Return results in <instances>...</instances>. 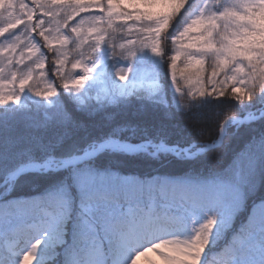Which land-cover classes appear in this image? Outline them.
<instances>
[{
  "label": "trees",
  "instance_id": "trees-1",
  "mask_svg": "<svg viewBox=\"0 0 264 264\" xmlns=\"http://www.w3.org/2000/svg\"><path fill=\"white\" fill-rule=\"evenodd\" d=\"M203 3L204 0H189L163 34L164 59L154 58L159 71V91L150 95L144 89H137L130 96L118 97L115 103L103 91L107 88L111 92L115 67L111 64L103 66L79 94L65 91L52 80L54 52H48L38 33L34 34L36 39L32 40L40 46V55L45 59L44 81H53L58 95L49 104L26 90L20 107L0 108V184L23 165L78 155L109 138L132 144L163 142L179 148L196 144L198 148L217 139L220 126L228 115L243 117L261 109L264 92L254 94L252 101L243 104L227 96H206L191 102L190 110L183 108L181 97L170 78L168 56L173 52V40L198 14ZM29 14L32 17L34 12ZM35 24L36 21L32 20V27ZM25 60H28L27 55ZM205 69L207 80L211 72V61L207 59ZM101 73L104 74L103 81L98 83L95 77ZM35 75L39 81V73ZM39 83L42 89L44 83ZM144 86L149 87L150 82L145 81ZM84 164L98 173L108 174L109 178L104 183L114 186L107 190L97 186L96 194L99 195L91 192H84V195L78 189L72 191L71 222L65 232L67 250L75 253L79 260L83 259L86 246L80 224L86 219L98 227L94 216L100 207L114 208L118 203L131 206L136 211L139 205L147 202H151L153 207L163 203L180 211L206 216L209 220L222 219L224 195L233 191L241 200L240 209L231 227L220 236L216 234L219 228L213 225L216 236L213 245L206 247V264H236L250 259L244 254L245 243L257 234V224L253 222L250 226L251 215L247 208L264 199V115L239 128L230 125L219 147L194 159L174 157L169 153L151 157L147 154L130 156L105 152ZM71 175L66 169L23 175L12 183L7 197L4 194L6 188L0 189V204L42 197L65 181L71 183ZM94 187L96 185L88 190ZM209 190L217 195L207 197L205 193ZM110 219L106 233L98 235L104 249L110 246L106 237L130 223L128 216L118 212L113 213ZM172 219L182 224L177 214ZM30 221V218H21L20 234L3 236L7 241L16 239L18 251L31 250V241L26 235L28 231L24 227ZM216 242L222 245L215 246ZM41 248L45 254L39 264H62L63 248L57 249L55 255L46 246ZM225 249L229 251L225 252ZM2 253L0 246V264H4Z\"/></svg>",
  "mask_w": 264,
  "mask_h": 264
},
{
  "label": "snow or ice",
  "instance_id": "snow-or-ice-1",
  "mask_svg": "<svg viewBox=\"0 0 264 264\" xmlns=\"http://www.w3.org/2000/svg\"><path fill=\"white\" fill-rule=\"evenodd\" d=\"M34 3L39 15L50 23L40 19L35 27L29 25L28 37L17 36L6 46H0V108L10 105L20 107L26 90L49 104L58 95L54 82L44 81L45 72L42 70L45 68V59L40 55V46L32 40V34L36 33L48 52H55L54 64L60 69L56 79L65 91L79 94L93 80L94 68L89 66L88 61L106 44L111 50V57L123 61L124 66L115 69L113 87L111 92L107 88L103 90L105 96L115 103L118 97L130 96L137 89H144L150 95L157 93L160 89L158 69L138 72L135 63L146 51L154 58L164 59L162 36L189 0H34ZM29 19L35 20L36 16ZM74 20L78 23L70 28L71 36L65 35L63 30ZM7 31L0 32V36ZM117 31H123L128 37L125 42L115 41L112 34ZM25 40L27 59L34 65L26 70L19 67L25 60V47L22 48ZM73 55L78 59L71 63L69 71L66 65ZM206 59L211 61L207 80ZM76 70H79L80 75L73 74L77 73ZM168 71L185 110H190L191 102L206 96H227L240 104L252 101L254 94L264 92V0H204L198 14L186 23L173 40V52L168 56ZM37 72L39 81L35 75ZM103 75L101 73L95 77L98 83L103 81ZM148 77L152 79L148 80ZM145 80L150 82L147 88L144 86ZM39 82L44 83L42 89ZM77 99L80 103L84 102L79 95ZM233 116L228 115L223 122L221 137L225 124ZM144 147L109 138L82 155L59 160L49 158L43 163L31 164L29 167L34 169L70 170L72 175L71 183L65 181L42 197L0 204V238L6 234L19 235L21 218H30L32 221L26 233L28 239L33 241L31 250L23 254L20 264H34L42 245L53 255L57 249L63 248L65 256L62 264H81L75 253L67 250L65 228L71 222V194L73 189L84 193L109 178L108 174L98 173L84 162L105 150L136 153ZM205 195L212 198L217 194L209 190ZM240 206L238 195H224L222 219L209 220L201 229L205 243L208 242V233L204 229H211L215 225L219 228L217 236L225 233L231 227ZM258 208L256 216L264 229V203ZM252 223L253 218L250 217V226ZM141 257H130V264H138ZM156 257L160 262L161 258Z\"/></svg>",
  "mask_w": 264,
  "mask_h": 264
},
{
  "label": "rangeland",
  "instance_id": "rangeland-1",
  "mask_svg": "<svg viewBox=\"0 0 264 264\" xmlns=\"http://www.w3.org/2000/svg\"><path fill=\"white\" fill-rule=\"evenodd\" d=\"M30 12L36 13V23H38L40 19L46 20L45 17L39 15V9L36 8L34 0H0V32H3L5 29L8 30L3 36H0V46H6L7 42H11L17 36L24 38L29 36L27 29L29 25L32 26V20L29 19ZM61 19H63V16H61ZM78 19L79 18H77V20ZM46 23H50V21L46 20ZM69 23L68 28H65L63 31L65 35L71 36L70 28L78 23V21L74 20ZM112 35L117 43L125 42L128 38L123 31H117ZM33 38L36 39L34 34H32V39ZM22 48H24V52L27 50L26 40ZM25 55H27V53H25ZM53 55L55 60V52ZM18 57L19 49L16 54L17 59ZM34 59L35 57H33V60ZM77 59L78 57L75 55L70 57L69 63L66 65L69 71H71V63L75 62ZM154 61V57L146 51L137 58L135 67L138 72H143L145 70L152 71L157 69ZM88 63L89 66L94 68L92 76L100 72L101 68L106 64H111L115 68L124 66L123 61L111 57V50L106 44L102 45L100 49L93 54V59L88 61ZM97 64L99 67H95ZM30 66L34 67L29 60H24V62L19 65V67L25 68V70ZM53 70L52 80L60 84V81L56 79V74L60 69L58 67L56 68L54 61ZM76 71L77 73L73 74L80 75L78 72L79 70ZM135 78L134 76L133 79ZM150 79H152V77H148V80ZM199 148L200 147L195 148V150ZM148 153L154 154L155 150L150 149ZM173 156L178 157V155ZM95 185L96 187L85 192L99 195L96 194L98 190L97 186H100L103 190H107L108 188L111 189L114 186L112 184L106 185L104 182ZM2 187L4 188L5 186ZM10 191L11 190H8V188L4 190L5 197L10 194ZM233 193L238 195L235 191H233ZM83 194L85 195V193ZM261 203H264V199L257 201L253 205H249L247 208V211L249 210L253 218V222L257 224V234L245 243L246 247L244 254L245 256H249L250 259L236 264H264V229H262L259 219L256 216L259 212L258 205ZM94 204H98V202H94ZM106 207L107 206L100 207V210L95 212L94 217L96 219H94V221L99 223L98 227L96 224L88 222L86 219H83L84 223L81 222L80 224L85 240L87 239L85 261L81 264H130V257L136 256H142L138 264H197L198 261L199 264L207 263L206 259L208 252L206 251V247L208 245H213L216 236L213 227L211 229L205 228L204 232L208 233V242L205 243L201 229L209 222L208 217L195 215L190 211L178 213L176 209L167 205H159L160 211L158 213L152 212L149 204L140 205L138 213L136 214H134L131 207L121 204H117L114 208H110L109 206ZM116 212L131 216L132 225L124 232H117L115 236L108 237L111 246L108 251H105L98 242V235L99 233H106L110 224L109 222H111L110 218L113 217V213ZM174 213L180 215L182 224L179 225L172 222V225L168 227L167 223L171 220V216H173ZM197 237L200 238L197 239ZM219 244L220 243L216 242L215 246H219ZM0 245L3 249L5 264H20L23 255H21L20 258L11 259L19 255L15 250L16 241L7 242L4 241L3 238H0ZM158 245H163V247H158ZM220 245H222V243ZM202 246L204 248L203 252H201ZM149 249H152V251L149 252ZM145 254L147 255L145 256ZM42 255L43 251L41 248L37 252V261H35L34 264H38ZM109 255H113L114 258L109 259L110 262L108 263L106 260H108L107 257H110ZM156 256L161 258L160 262Z\"/></svg>",
  "mask_w": 264,
  "mask_h": 264
},
{
  "label": "water",
  "instance_id": "water-1",
  "mask_svg": "<svg viewBox=\"0 0 264 264\" xmlns=\"http://www.w3.org/2000/svg\"><path fill=\"white\" fill-rule=\"evenodd\" d=\"M257 118H259V117H257ZM257 118H253V117H250V118H249V117H244V118H242V119H240V120H238V121H235V122L238 124V126H240V125H242V124L252 122V121H254V120L257 119ZM224 135H225V134H224ZM224 135H223V137H224ZM223 137L219 136V139H218V140H220V143H219V144H217V142H218V140H217L213 145H207V146H205V148H203V149L200 151V153H204V152H206V151H208V150H210V149H213V148L218 147V146L221 144ZM147 145H148V144H147ZM159 147H161V148H165V149H177V148L166 147V146H164L163 144L159 145ZM142 152H144V151L140 150L139 152H136V153H127V154H132V155H133V154H138V153H142ZM157 152H159V151H157ZM98 154H99V153H98ZM98 154H97V155H98ZM28 172H30V171H28V170H24V168H21V169H19V170L16 172V174H14L13 176H14V178H17V177H19V176H21V175H23V174H25V173H28Z\"/></svg>",
  "mask_w": 264,
  "mask_h": 264
},
{
  "label": "bare ground",
  "instance_id": "bare-ground-1",
  "mask_svg": "<svg viewBox=\"0 0 264 264\" xmlns=\"http://www.w3.org/2000/svg\"><path fill=\"white\" fill-rule=\"evenodd\" d=\"M226 127H227V124H225V129H226ZM148 148H149V147H148ZM143 149H147V146L145 145V147H144ZM158 149H162V148H161V147H158ZM141 150H142V149H141ZM142 151H144V150H142ZM25 169H26V170H32V171H35V170H41V169H34V168L29 167V166H27ZM10 179H11V177H10Z\"/></svg>",
  "mask_w": 264,
  "mask_h": 264
}]
</instances>
